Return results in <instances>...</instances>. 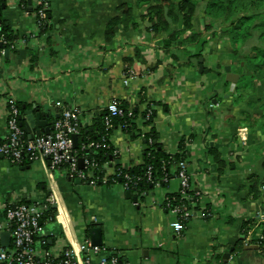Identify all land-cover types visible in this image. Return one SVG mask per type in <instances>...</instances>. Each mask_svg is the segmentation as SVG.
Listing matches in <instances>:
<instances>
[{
    "label": "crops",
    "instance_id": "0c3cea01",
    "mask_svg": "<svg viewBox=\"0 0 264 264\" xmlns=\"http://www.w3.org/2000/svg\"><path fill=\"white\" fill-rule=\"evenodd\" d=\"M139 2L50 0L47 31L0 57V142L6 135L10 101L20 111L34 107L52 123L61 107H78L84 112L82 127H87L110 100H122L135 111L136 131L125 133L120 126L112 131L110 143L119 149L121 166L144 162L142 133L153 129L166 153L174 154L184 144L191 181L219 188L222 206L213 210L211 219H191L177 236L174 217L163 207L164 196L178 190L175 177L142 198L130 193L137 197L133 202L120 182L92 186L70 177L65 168H50L47 162L13 165L0 156V224L5 204L39 201L53 193L54 220L45 229L52 234L48 245L54 251L77 245L96 218L102 245L118 249L131 264H264V252L250 242L264 226V195L254 199L245 187L250 175L264 179V132L258 123L244 120V115L258 119L262 114L264 81L234 103L241 73L236 71L235 58L223 53L224 44L211 39L201 55H197L200 43L191 44L187 46L191 57H173V50L165 52L159 41L181 24L170 20L168 32L154 34L150 29L154 22L143 18L148 4ZM5 3L2 19L17 36L35 30L31 15H24L10 0ZM122 4L131 6L137 26L121 21L110 30L111 21L123 15ZM206 23L199 5L192 29L203 32ZM199 57L205 68L216 72H199L195 64ZM225 65L239 74L236 83L224 81L220 70ZM148 104L153 118L145 124L142 112ZM31 137L25 133L27 140ZM210 145L229 163L222 173L211 160ZM112 171L110 166L108 176ZM249 219L253 227L245 232L242 225ZM225 253L230 255L224 257Z\"/></svg>",
    "mask_w": 264,
    "mask_h": 264
},
{
    "label": "built area",
    "instance_id": "2783aa9c",
    "mask_svg": "<svg viewBox=\"0 0 264 264\" xmlns=\"http://www.w3.org/2000/svg\"><path fill=\"white\" fill-rule=\"evenodd\" d=\"M10 1L18 6L24 15L33 17L35 30L18 36L14 41H9L0 34V57L19 46H27L31 40L38 39L40 25L48 22L50 0H33L35 3L31 0L30 4L28 2L25 4L23 0ZM0 28H2L1 24ZM124 83H128L127 79ZM6 113V135L0 142V156L13 165L34 160L47 162L52 169L66 165L70 177L92 186L98 185V178L94 176L93 171H103L102 183H105L111 166L113 171L110 182H120L127 191L135 189L141 182H149L153 189L161 190L168 185L171 177L177 178L178 190L166 194L163 199V207L174 217L172 225L177 236L182 234L191 219L195 217L211 219L214 216L213 210L222 206V191L217 187L211 188L205 183L193 184L185 161H179L176 165L171 161L166 162L171 175L164 174L156 179L151 165H147L143 174H130L127 172L128 167L115 168L113 160L98 164L85 156L79 157L71 138L72 135L78 134L83 124L84 112L78 107H61L58 117L53 121L52 130L28 140L19 125L17 105L12 101L8 102ZM152 113V108L149 106L144 119H148ZM131 114L128 110V115ZM122 115L123 110L119 106V100H110L105 107L103 117L107 132L100 141H90L82 145V148L107 147L111 142L112 133L108 130L113 126L112 121ZM118 153L119 149L113 147L114 157L118 158ZM79 159L82 160L81 167L78 166ZM54 204L55 195L49 193L43 200L4 205V222L0 224V230L9 233L10 241L6 247L0 245V264H131L118 249L95 245L90 237L85 235L75 246L63 247L59 252L52 250L48 245L52 234L46 231L45 225L54 220ZM92 223L96 224L97 219L92 218L90 224ZM259 248L264 252V244Z\"/></svg>",
    "mask_w": 264,
    "mask_h": 264
},
{
    "label": "trees",
    "instance_id": "16d2710c",
    "mask_svg": "<svg viewBox=\"0 0 264 264\" xmlns=\"http://www.w3.org/2000/svg\"><path fill=\"white\" fill-rule=\"evenodd\" d=\"M23 2L27 4L28 0H23ZM199 3L202 4L205 17L207 18L203 32H197L192 29V17ZM5 4V0H0V24L2 25L0 34L4 35L9 41H14L18 36L2 19ZM139 4H148L143 18H148L150 22H154L150 29L156 35L168 32L170 24L167 17L170 18L172 23L179 22L181 24V28L169 32L167 38L159 41V47L163 48L165 52L173 50L171 51L174 52L172 53L173 57H179V54L191 57L187 46L197 43H200L201 47L197 55H201V50L211 39H215L222 34L226 35V42L229 43L233 50L236 71L241 73L240 80L237 82L233 94L234 103L243 100L247 93L254 92L258 81H264V0H140ZM119 9L123 11V15L121 18L116 17L111 21L110 30L121 21H123L122 23L129 21L131 28L136 27L137 23L133 19L131 6L122 4ZM165 9H167V13ZM47 28L48 22L40 25L37 36L44 34ZM217 29L219 30L217 31ZM187 31L188 34L184 35ZM241 62L243 65H241ZM141 100L144 99L141 98ZM119 106L123 110V115L113 119V126L108 132L112 133L116 127L120 126L125 133H134L136 131L134 123L135 111L130 109L132 114L128 115L127 103L122 100H119ZM148 108L149 104L146 110ZM261 108L262 114L258 119L244 115V120L252 124L258 123L264 132V104H262ZM146 110L142 112L143 118H145ZM104 114L105 110L96 117L91 126L80 127L76 135L77 145L74 148L79 157L85 156L98 164L113 160L114 167L119 168L121 164L118 158L113 155L111 143H108L105 148H82V145L90 141H100L105 132H107L103 122ZM152 118L153 113L148 119H145L144 123L150 124ZM143 139L146 144V149L143 153L144 162L141 165L129 168L127 172L130 174H143L147 165H151L154 178L159 179L164 174L171 175L170 168L166 162L171 161L176 165L179 161L186 160L184 144H180L178 152L170 155L164 152L160 144L156 142L157 135L153 129L148 133H144ZM208 153L220 173L228 168L229 163L221 157L217 148L211 145L208 146ZM60 168L66 169V165H62ZM93 174L98 178V184H102L103 171L94 170ZM107 177L105 183H110L111 177ZM262 186L263 180H260L256 175L247 177L245 187H247L248 194L252 198L256 199L261 194L264 195V189L261 191ZM151 189L149 182H141L135 189H130L129 192L133 193L135 190L139 194L138 197L142 198L144 197L143 194H146ZM253 223V219L245 220L242 228L245 232H248L253 227ZM92 225L94 224H89L85 227V236H89V229ZM257 231V235H254L250 242L261 247L264 244V226L261 229L258 228Z\"/></svg>",
    "mask_w": 264,
    "mask_h": 264
},
{
    "label": "water",
    "instance_id": "95a60500",
    "mask_svg": "<svg viewBox=\"0 0 264 264\" xmlns=\"http://www.w3.org/2000/svg\"><path fill=\"white\" fill-rule=\"evenodd\" d=\"M31 3V0H28V4ZM167 16V15H166ZM167 20L170 21V18L167 17ZM145 25H150L151 23L148 21L144 22ZM8 52L5 53L7 55ZM195 64L198 67L199 72H208L209 70L216 72L213 69H207L204 67L203 64V59L201 57L198 58L197 61H195ZM241 65L243 63L241 62ZM220 73L224 74V81L228 83H236L239 74L234 73L231 71V66L230 65H225L221 70ZM42 114L38 111H34V107L31 109H23L19 111V125L22 127V129L25 131L26 134H31L32 137L41 135V134H47L52 130V122H48L44 120V118L41 116ZM46 118V115H44ZM72 138V143L73 147H76L77 145V136L74 134L71 136ZM78 166H82V160L79 159L78 161ZM127 197L131 198L133 202L137 201L136 196L130 195V192L127 191ZM89 237L92 241L93 244L95 245H102V228L100 224H94L90 229H89ZM10 237L9 233L6 231H0V245L2 247H6L9 245ZM230 253H225L223 256L228 257Z\"/></svg>",
    "mask_w": 264,
    "mask_h": 264
},
{
    "label": "rangeland",
    "instance_id": "374dc122",
    "mask_svg": "<svg viewBox=\"0 0 264 264\" xmlns=\"http://www.w3.org/2000/svg\"><path fill=\"white\" fill-rule=\"evenodd\" d=\"M199 5H200V7L202 6V4L201 3H199ZM198 5V6H199ZM219 29H217V31H218ZM215 41H220L221 42V46L223 47V44H224V52L223 53H226V55H228L229 57H234L233 56V53H232V48H231V46L229 45V43L228 42H226L227 40H226V35L225 34H222V35H220V36H218V37H216V40ZM224 42V43H223ZM221 47V48H222ZM244 48V47H243Z\"/></svg>",
    "mask_w": 264,
    "mask_h": 264
}]
</instances>
